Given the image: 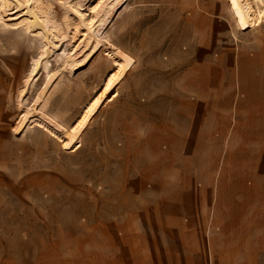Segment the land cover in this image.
<instances>
[{
	"label": "rangeland",
	"instance_id": "rangeland-1",
	"mask_svg": "<svg viewBox=\"0 0 264 264\" xmlns=\"http://www.w3.org/2000/svg\"><path fill=\"white\" fill-rule=\"evenodd\" d=\"M94 1L0 0V237L10 232L17 249L21 228L26 264L50 227L59 239L97 236L117 216L92 203L109 199L115 172L145 171L135 127L180 119L181 108L227 115L230 128L264 114V99L243 96L264 83V0H248L259 25L233 0H113L83 21ZM189 77L235 98L155 96ZM166 150L162 162L180 167L181 146Z\"/></svg>",
	"mask_w": 264,
	"mask_h": 264
},
{
	"label": "crops",
	"instance_id": "crops-1",
	"mask_svg": "<svg viewBox=\"0 0 264 264\" xmlns=\"http://www.w3.org/2000/svg\"><path fill=\"white\" fill-rule=\"evenodd\" d=\"M193 77L182 91L154 94L235 98L234 92L215 91L212 82L200 91ZM243 94L264 99V83L247 86ZM179 111L180 119L154 120L133 130L145 141L135 149L145 171L122 178L115 172L109 199L92 203L99 212L109 205L117 215L111 223L97 226V236L83 231L66 239L50 227L48 237L34 239L40 246L30 252L33 264H264V114L251 118L250 125L230 128L227 115ZM177 146L181 166L170 169L162 160L169 155L166 148ZM16 233L17 249L10 247V232L0 237V259L26 264L25 233L21 228ZM69 243L72 249L59 246Z\"/></svg>",
	"mask_w": 264,
	"mask_h": 264
},
{
	"label": "bare ground",
	"instance_id": "bare-ground-1",
	"mask_svg": "<svg viewBox=\"0 0 264 264\" xmlns=\"http://www.w3.org/2000/svg\"><path fill=\"white\" fill-rule=\"evenodd\" d=\"M113 0H97L94 1L92 6L88 10V14L83 17V21L85 20H90L93 21L95 20L98 15H101V13L105 12L108 8H110L113 4ZM234 6L240 15L241 20L244 23L250 24L253 22L256 25L260 24V14L257 12L256 8L254 9L252 6V2L248 0H233ZM70 5H73V0H69ZM74 6V5H73ZM70 7V6H69ZM72 9V8H71ZM75 10H73L74 12ZM78 13V11H77ZM75 13V14H77ZM83 27L82 33H84L85 26L80 23ZM80 25V27H81Z\"/></svg>",
	"mask_w": 264,
	"mask_h": 264
}]
</instances>
